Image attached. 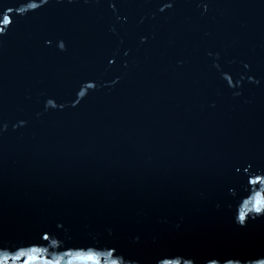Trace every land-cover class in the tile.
Segmentation results:
<instances>
[{
    "label": "water",
    "instance_id": "water-1",
    "mask_svg": "<svg viewBox=\"0 0 264 264\" xmlns=\"http://www.w3.org/2000/svg\"><path fill=\"white\" fill-rule=\"evenodd\" d=\"M10 2L0 0V7ZM221 2L209 10L199 35L209 39L205 32H216L227 24L233 34H243L248 56L264 58V0H254L255 7L239 10L228 8L229 0ZM129 11L137 31L153 23L154 5ZM197 19L195 0H189V6L175 14L171 23L175 29ZM81 20L93 39L69 34V53L63 61L76 74L86 72V65L96 60L93 45L114 46L111 29L122 32L111 13L97 8L95 0H90ZM157 21L163 22L160 17ZM32 23L22 25L0 55V88L5 91L2 102L6 107L0 116L5 121L20 116L30 121L19 133L12 132V124L0 143V231L9 235L24 232L53 213L71 211L76 213V234L104 240L108 229L116 227L104 218L123 211L132 223L143 224L147 218L172 232L180 220L169 215L165 204L173 200L186 201L182 227L189 228L203 215L200 205L207 199L206 169L228 147H264V93L246 91L244 97L220 99L218 110L212 112L197 91L217 99L215 92L203 81L194 87L195 72L182 81H170L174 62L165 54L170 52L168 35L151 54L148 63L154 67L141 70L133 66L140 73L137 79L111 96L100 93L74 115L58 114L51 122L41 117L46 123L37 124L36 113L27 105L35 106L45 89L69 105L77 84L57 88V53L41 58L35 47L39 22ZM77 55L78 60L74 59ZM222 64L229 71L238 70L236 65ZM79 87L86 97L91 92ZM158 235L146 232L145 242L151 245Z\"/></svg>",
    "mask_w": 264,
    "mask_h": 264
},
{
    "label": "snow or ice",
    "instance_id": "snow-or-ice-1",
    "mask_svg": "<svg viewBox=\"0 0 264 264\" xmlns=\"http://www.w3.org/2000/svg\"><path fill=\"white\" fill-rule=\"evenodd\" d=\"M220 3L221 0H195L198 19L174 29L173 16L184 11L189 0H95L97 8L111 13L122 32L111 29L116 37L114 46L93 45L96 60L86 65V72L76 74L74 68L63 65L64 55L69 53L67 37L79 34L86 40L93 39V33L81 20L90 0H11L0 7V55L22 25L39 22L35 47L42 59L49 58L48 53H57V88L69 89L74 82L77 84L69 105L48 89L41 91L35 106L27 105L36 113L37 124H44L46 120L41 117L51 122L58 114L74 115L88 100H97L100 93L111 96L120 86L131 83L140 75L133 66L141 70L154 67L148 63L151 54L168 35L170 52L165 54H170V63L174 62L170 81H182L195 72L194 87L199 88L203 81L217 99L203 91H197V95L216 112L220 99L244 97L246 91L250 95L264 93V58L256 59L244 52L243 34H233L225 24L216 32H205L209 39L199 35L209 10ZM153 5V23L145 31H137L129 10ZM227 5L233 10L255 7L254 0H229ZM157 17L163 22H158ZM74 59L78 60L79 55ZM222 61L238 66V70L225 69ZM79 85L91 90L87 97ZM4 96L0 88V111L6 109ZM12 124V132L19 133L29 127L30 121L23 116L5 121L0 116V143L6 140ZM205 174L207 199L200 205L203 215L189 228L182 227L187 211L185 200L165 204L169 215L180 220L175 231L153 225L147 218L143 224L132 223L120 211L104 218L105 223L116 225L108 229L104 240L82 238L73 227L76 213L59 211L27 231L12 235L0 231V264H264V147H228ZM146 232L159 234L151 245L145 242Z\"/></svg>",
    "mask_w": 264,
    "mask_h": 264
}]
</instances>
